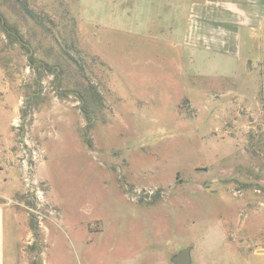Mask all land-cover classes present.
<instances>
[{
    "label": "rangeland",
    "instance_id": "obj_1",
    "mask_svg": "<svg viewBox=\"0 0 264 264\" xmlns=\"http://www.w3.org/2000/svg\"><path fill=\"white\" fill-rule=\"evenodd\" d=\"M194 1L0 0L9 260L264 264V75L185 43Z\"/></svg>",
    "mask_w": 264,
    "mask_h": 264
},
{
    "label": "crops",
    "instance_id": "obj_2",
    "mask_svg": "<svg viewBox=\"0 0 264 264\" xmlns=\"http://www.w3.org/2000/svg\"><path fill=\"white\" fill-rule=\"evenodd\" d=\"M183 38L195 50L229 61L238 59L243 74L260 68L264 75V0L194 1ZM7 214L0 204V264H15L16 251L11 260L7 256L11 233Z\"/></svg>",
    "mask_w": 264,
    "mask_h": 264
},
{
    "label": "trees",
    "instance_id": "obj_3",
    "mask_svg": "<svg viewBox=\"0 0 264 264\" xmlns=\"http://www.w3.org/2000/svg\"><path fill=\"white\" fill-rule=\"evenodd\" d=\"M64 51V56L66 58V63L72 67H74V69L78 70L79 74H75V76L77 77V79H79L81 82L83 80H87L88 77H86V75L83 73L82 69V65L79 63V51L76 50V47L74 45V43H71L68 46V49H63ZM69 51L71 53H74V55L70 54ZM31 61L33 62V59L31 58ZM65 73L64 71L61 72V74ZM68 74V73H67ZM69 75V74H68ZM70 79V76H69ZM69 79L66 81L67 83H69ZM65 91V90H62ZM67 92L73 94L78 101L81 103L80 105V110L82 112V114L84 115V117L89 118L90 113H89V109L93 108V109H97L102 105V97L101 94L99 93V91L97 90L96 86L94 84H92L91 82L87 81L86 83V87H74L72 90H67Z\"/></svg>",
    "mask_w": 264,
    "mask_h": 264
},
{
    "label": "water",
    "instance_id": "obj_4",
    "mask_svg": "<svg viewBox=\"0 0 264 264\" xmlns=\"http://www.w3.org/2000/svg\"><path fill=\"white\" fill-rule=\"evenodd\" d=\"M191 248L186 247L170 257L171 264H191Z\"/></svg>",
    "mask_w": 264,
    "mask_h": 264
}]
</instances>
